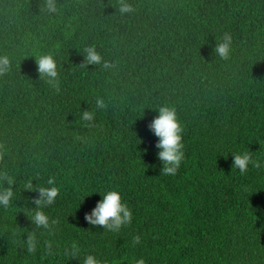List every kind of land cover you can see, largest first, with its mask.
<instances>
[{"label": "trees", "instance_id": "trees-1", "mask_svg": "<svg viewBox=\"0 0 264 264\" xmlns=\"http://www.w3.org/2000/svg\"><path fill=\"white\" fill-rule=\"evenodd\" d=\"M42 2L0 0V55L12 61L0 76V170L16 180L14 204L0 207V264H264V0H130L125 16L117 0H57L54 15ZM225 32L222 60L213 49ZM92 45L112 69L81 66ZM46 54L59 92L39 79ZM98 96L107 108L85 127ZM165 105L184 124L176 175H161L148 128ZM244 152L261 167L242 175L232 165ZM52 175L62 187L42 209L59 220L48 231L30 221L39 194L24 184L49 187ZM110 190L133 213L118 232L84 219ZM28 231L35 254L21 244ZM45 240L53 254L41 261Z\"/></svg>", "mask_w": 264, "mask_h": 264}, {"label": "clouds", "instance_id": "clouds-1", "mask_svg": "<svg viewBox=\"0 0 264 264\" xmlns=\"http://www.w3.org/2000/svg\"><path fill=\"white\" fill-rule=\"evenodd\" d=\"M40 11L47 12L49 15H54L59 12L57 0H43L40 4ZM116 12L121 16H125L135 12L134 5L130 0H117L114 6ZM232 36L225 32L221 39L214 46V54L222 60L230 58L232 52ZM37 72L39 79L45 80L57 92L60 90V80L57 61L52 54L40 55L36 59ZM88 65L100 66L104 70H110L115 65L113 62L107 61L103 58L100 52L97 51L94 45L88 46L84 49L83 67ZM12 68V61L7 55H0V76L6 75ZM96 109L89 111L85 109L80 114V121L84 122L85 127H93L96 110H103L107 108V104L103 97H97L95 101ZM156 116L149 124L148 128L158 138L155 145L159 149L157 158L161 161L163 167L161 175H176L182 161L185 158L183 143L184 124L179 119L176 109L167 105L161 106ZM8 147L4 143H0V162H3L5 156L8 154ZM146 151V150H145ZM232 168L239 169L240 173L245 174L249 165L255 168H260L261 164L258 160H253L251 152H244L243 154L233 155ZM49 187L41 185H33L29 180L24 184V190L38 192V197L32 198V203L36 205L35 211L30 218L32 224L37 228H43L51 231L55 225L59 223L58 219H51L42 209L53 205L61 193V187L57 184V179L54 175L49 176L47 181ZM0 184L6 185L0 188V207L7 210L14 203L16 185L15 177L10 175L8 171L0 170ZM102 200L98 201L96 206L90 213H85L84 219L91 226H102L104 229L118 232L122 226L131 225L133 213L128 207L127 203L122 202L120 192L115 190L107 191L102 194ZM29 218V217H28ZM140 237H133L134 245L139 243ZM22 246L30 254H35L38 249L39 241L35 231H28L27 239L21 242ZM72 258H78L80 249L72 245ZM52 242L45 240L44 247L41 252V261H45L52 255ZM83 264H100V261L93 255H87ZM136 264H146L143 258L138 259Z\"/></svg>", "mask_w": 264, "mask_h": 264}]
</instances>
